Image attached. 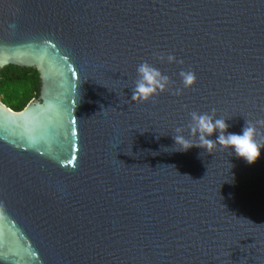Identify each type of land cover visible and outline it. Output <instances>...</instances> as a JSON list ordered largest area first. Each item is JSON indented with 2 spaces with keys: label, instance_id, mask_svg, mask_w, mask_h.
I'll return each instance as SVG.
<instances>
[{
  "label": "water",
  "instance_id": "obj_1",
  "mask_svg": "<svg viewBox=\"0 0 264 264\" xmlns=\"http://www.w3.org/2000/svg\"><path fill=\"white\" fill-rule=\"evenodd\" d=\"M144 61L172 83L134 102ZM10 64L42 93L0 99V264H264V149L173 138L192 111L264 120V0H0Z\"/></svg>",
  "mask_w": 264,
  "mask_h": 264
},
{
  "label": "clouds",
  "instance_id": "obj_2",
  "mask_svg": "<svg viewBox=\"0 0 264 264\" xmlns=\"http://www.w3.org/2000/svg\"><path fill=\"white\" fill-rule=\"evenodd\" d=\"M166 59L169 63H182L172 54H169ZM136 72L137 79L134 81L131 96L134 102H147L160 92L168 90L172 83L168 75L148 61L140 63ZM179 76L183 88L192 87L196 81V74L192 70L181 69ZM175 91L176 94H180L182 89L177 88ZM257 124L264 125V120L246 121L241 132H227L226 134L229 125L226 123V119L216 116L215 109L203 113L192 111L190 112L189 136L183 134V128L175 129V135H173L175 150L187 151L191 147L197 146L206 149L208 153H212L215 148L223 147L230 149L237 157L252 164L256 162L261 155V150L264 149V142L257 139ZM214 132L219 133L215 140L209 138ZM190 137H195L198 143H193Z\"/></svg>",
  "mask_w": 264,
  "mask_h": 264
},
{
  "label": "trees",
  "instance_id": "obj_3",
  "mask_svg": "<svg viewBox=\"0 0 264 264\" xmlns=\"http://www.w3.org/2000/svg\"><path fill=\"white\" fill-rule=\"evenodd\" d=\"M41 90L37 67L8 65L0 70L2 102L15 111L23 110Z\"/></svg>",
  "mask_w": 264,
  "mask_h": 264
},
{
  "label": "flooded vegetation",
  "instance_id": "obj_4",
  "mask_svg": "<svg viewBox=\"0 0 264 264\" xmlns=\"http://www.w3.org/2000/svg\"><path fill=\"white\" fill-rule=\"evenodd\" d=\"M11 65V64H10ZM13 65H15V64H13ZM8 66V65H7ZM18 66H21V65H18ZM6 67V66H5ZM27 67H29V66H27ZM3 69V68H2ZM39 70V69H38ZM39 76H40V79H41V75H40V71H39ZM41 93H42V79H41V90H40V94H39V96L38 97H36V98H34V99H39L40 98V96H41ZM0 99H1V102H2V97H1V95H0ZM33 99V100H34ZM11 108V107H10ZM22 111V110H21Z\"/></svg>",
  "mask_w": 264,
  "mask_h": 264
}]
</instances>
